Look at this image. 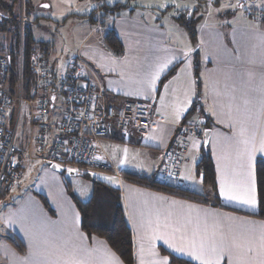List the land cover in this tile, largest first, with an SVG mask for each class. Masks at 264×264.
Returning <instances> with one entry per match:
<instances>
[{
    "label": "crops",
    "instance_id": "1",
    "mask_svg": "<svg viewBox=\"0 0 264 264\" xmlns=\"http://www.w3.org/2000/svg\"><path fill=\"white\" fill-rule=\"evenodd\" d=\"M209 2V6L214 3ZM234 2L235 9L229 13L236 10V4L245 8L246 0ZM95 3V8L101 5ZM183 10H178L174 20H168L169 27L155 36L113 29L123 42L122 56L104 46L103 34L94 36L98 25L81 41L77 55L96 74L105 98L118 104L125 99H144L153 105L149 128H134L128 135L115 131L99 140L94 174L116 179L113 186L121 189L134 239V264H172L163 250L201 264L189 255L193 239L197 245L203 241L208 248L214 244L229 248L221 264H234L237 256L248 264H260L264 260L259 239L264 234V217L259 215L256 163L264 152H256L252 160L254 207L220 195V181L239 185L246 171V146L241 141L248 139V147H259L264 139V9L252 14L245 10L244 17L234 13L222 21L203 18L202 3L193 7L192 14L187 12L191 8ZM88 15L85 18L90 19ZM179 15L196 20V43L178 21ZM137 20L132 27L143 28L139 22L146 21ZM223 21L227 25L220 26ZM163 64L166 66L153 82ZM174 67L173 74L161 81ZM194 104L197 108L190 113ZM56 110L53 104L47 126L50 137L57 132L50 124ZM63 111L64 107L61 117ZM201 118L208 121L206 128L211 130L207 148L214 163L216 191L196 172L204 142L192 141L186 131L189 121ZM121 171L155 174L176 189L199 193L200 200L125 180L116 175ZM41 173L45 180L52 176L48 170ZM58 174L54 181L41 184L42 193L27 192L5 207L3 216L9 229L0 242V264H127L105 238L88 235L82 229L81 214ZM36 193L44 195L53 212ZM14 239L23 251L15 246ZM233 241L241 247L233 248ZM249 246L254 249L251 253L247 252Z\"/></svg>",
    "mask_w": 264,
    "mask_h": 264
},
{
    "label": "built area",
    "instance_id": "2",
    "mask_svg": "<svg viewBox=\"0 0 264 264\" xmlns=\"http://www.w3.org/2000/svg\"><path fill=\"white\" fill-rule=\"evenodd\" d=\"M29 68L35 80L28 96L21 83L12 85L10 56L0 49V193L22 182L27 168L36 160L55 164L63 171L94 173L101 138L115 131L128 135L131 129L145 130L152 125L150 101L108 102L96 74L80 55L70 60L59 88L54 70L42 53L30 57ZM58 93L64 111L56 134L50 137L46 124ZM204 121L192 120L186 127L191 140L201 145L205 138ZM176 158L180 161V156ZM116 175L121 177L118 172Z\"/></svg>",
    "mask_w": 264,
    "mask_h": 264
},
{
    "label": "trees",
    "instance_id": "3",
    "mask_svg": "<svg viewBox=\"0 0 264 264\" xmlns=\"http://www.w3.org/2000/svg\"><path fill=\"white\" fill-rule=\"evenodd\" d=\"M94 1L101 3V5L98 8H94L88 15L92 22H96L95 15L99 10L116 13L121 10L123 5L120 2L114 5H106L104 3L105 0ZM35 9V0H0V31L8 34L1 38L0 49L10 56L12 85L17 86L21 83L23 92L28 96L35 80V76L29 68L30 57L33 54L42 53L47 58V52L50 47L47 42L36 41L32 36L30 19ZM37 18L38 17H36L35 20H37ZM177 19L185 26L190 38L196 43V20L193 17L188 19L184 15H179ZM102 42L104 46L115 55H123V42L113 29H108L103 33ZM174 70L175 67L170 69L163 76L161 81L172 75ZM54 77L56 78V74ZM12 88L15 90L14 87ZM106 100L110 103L114 102L111 98L109 99L106 97ZM196 106L197 104L193 105L190 113L196 110ZM204 125L206 127L209 126L208 121L205 120ZM47 126L48 123L46 124V127ZM45 151H47V148ZM256 171L259 215L264 217V157H260L257 160ZM196 172L202 175L204 184L214 191L217 190L214 163L209 149H205L203 146L201 148L199 161L197 162ZM120 174L125 180L155 190L178 194L193 200H200L198 199L200 197L199 193L184 188L176 189L174 185L158 180L155 174L148 176L128 171H122ZM60 175L64 181L67 192L75 202L81 214L82 229L88 235L95 234L105 238L125 263L134 264V239L125 210L121 189L104 181L94 180L92 197L88 201H82L73 193L71 185L65 177V172H60ZM8 192L9 191H2L0 196H5ZM36 195L40 196L46 207L49 208V204L44 195L40 193H36ZM50 211L53 212L52 209H50ZM13 242L20 251H23V247L20 246L17 240L14 239ZM163 251L169 256L172 264H196L193 261L176 256L166 250Z\"/></svg>",
    "mask_w": 264,
    "mask_h": 264
},
{
    "label": "rangeland",
    "instance_id": "4",
    "mask_svg": "<svg viewBox=\"0 0 264 264\" xmlns=\"http://www.w3.org/2000/svg\"><path fill=\"white\" fill-rule=\"evenodd\" d=\"M118 1L123 4L120 11L113 13L99 10L95 15L96 22H92L85 16L90 14L96 7L94 0H35L36 9L30 19L32 36L36 41H44L50 45L47 58L55 70L58 88L63 77L67 74L70 60L77 56L81 41L96 25H98L99 29L95 32V37L101 36L108 29L115 28L118 31H140L155 36L158 32H162L165 27H169L170 23L168 20L173 21L174 15L178 10L182 12L183 9L189 10L191 8V12H187L192 14L194 13L193 7L199 3H202L201 11L204 12L201 15H203V18L206 17L205 19H207L208 17L210 18L209 20L217 18L219 21L229 19L230 15L234 13L237 16L244 17L245 10L252 14L255 11L260 12L264 9V0H246L245 5H243L245 8L241 6L239 8L236 4V10L230 13V9H235L233 1L236 3L239 0H213L212 6L208 5L210 3L209 0H105V3L106 5H114ZM44 5H47V7ZM167 6H170L171 9L169 10ZM36 17H38L37 20H35ZM135 19H138L137 21H146V23L139 22V25H143V28L132 27ZM115 21L117 22L116 25H114ZM226 22L223 21V25L220 26L227 25ZM6 35L8 34L0 31V42L2 41L1 38ZM55 105L57 110L50 119L54 132L58 130V121L61 118V110L64 107L61 93H58ZM23 132L25 134L28 133L27 128L23 129ZM43 169L51 171L52 176L45 180L41 175ZM58 173L56 170L51 169V165L48 164L47 166L42 161L36 160L27 168V174L22 183L10 190L5 196H0V242L5 238L9 229L3 216L4 209L9 202L25 196L27 192L31 195H34V192L42 193L43 186L41 184L54 181ZM65 177L68 179L73 192L78 193L86 201L93 195L94 180H104L111 185L117 183L116 179L112 178L109 180L108 178L110 177L103 178L94 173L65 175ZM58 179L62 180V177L59 178L58 176Z\"/></svg>",
    "mask_w": 264,
    "mask_h": 264
},
{
    "label": "snow or ice",
    "instance_id": "5",
    "mask_svg": "<svg viewBox=\"0 0 264 264\" xmlns=\"http://www.w3.org/2000/svg\"><path fill=\"white\" fill-rule=\"evenodd\" d=\"M47 7V5H44ZM166 66V64H163L160 66V68L157 70L156 76L153 77L154 80L158 77L159 72L163 70V68ZM243 129L241 130V135H243ZM242 144H244L245 147V156H246V162L244 164V167L246 168L244 179L241 181L239 185H233L228 183L225 180L220 181V195L224 196L226 199L229 200H240L243 204H246L248 206L254 207L257 203L256 195H255V176L252 168V160L253 155L256 152H264V139L260 141L259 147H257L255 144H252L251 147H248L249 140L244 139L241 141ZM127 150H125V153ZM72 171V170H69ZM186 179L189 177H185ZM111 180L112 178H108ZM260 248L262 251H264V234L260 236ZM190 247L192 251L189 252V255L195 256L196 259L201 261V264H221V260L225 256L226 252L230 253V249L226 248L225 246H215V244L208 248L205 246L204 242L201 241L199 245H197L195 239H193L190 242ZM233 248H240L241 245L233 241L232 244ZM177 251H183L182 248H177ZM254 249L249 246L247 248V252L251 253ZM70 264H80L79 261H72ZM166 264V261L164 262ZM230 264H233V262L230 261ZM234 264H248V261L243 259L241 256H237ZM260 264H264V260L260 261Z\"/></svg>",
    "mask_w": 264,
    "mask_h": 264
},
{
    "label": "water",
    "instance_id": "6",
    "mask_svg": "<svg viewBox=\"0 0 264 264\" xmlns=\"http://www.w3.org/2000/svg\"><path fill=\"white\" fill-rule=\"evenodd\" d=\"M210 133L211 130L210 128H206L205 129V138H204V148L206 149L208 147L209 141H210ZM51 168L58 171V172H62V168L55 165V164H51ZM79 172L76 171H69V170H65V175H79Z\"/></svg>",
    "mask_w": 264,
    "mask_h": 264
}]
</instances>
